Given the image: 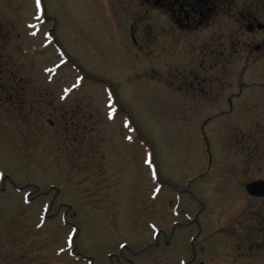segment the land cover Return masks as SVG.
Masks as SVG:
<instances>
[{
	"label": "rangeland",
	"instance_id": "obj_1",
	"mask_svg": "<svg viewBox=\"0 0 264 264\" xmlns=\"http://www.w3.org/2000/svg\"><path fill=\"white\" fill-rule=\"evenodd\" d=\"M220 1L0 0V264H264V32Z\"/></svg>",
	"mask_w": 264,
	"mask_h": 264
},
{
	"label": "flooded vegetation",
	"instance_id": "obj_2",
	"mask_svg": "<svg viewBox=\"0 0 264 264\" xmlns=\"http://www.w3.org/2000/svg\"><path fill=\"white\" fill-rule=\"evenodd\" d=\"M142 1L145 5H149L151 9L154 8L160 11L164 15L165 21L170 24L169 27H171L173 30H177L178 28L192 30L194 28H201L204 26L205 21L208 19V14H210V12L217 6L216 1L218 2L220 0ZM249 7L250 10L245 14L242 13L239 18V23H241L240 25H242L245 31H247V33L250 35L256 34L258 32H264V0H250ZM134 40L136 43H138L135 36ZM263 47L264 45H257L256 51H261ZM174 83H178L175 90H180L185 93H188L186 88L193 86V84L187 79H181V81H175ZM171 103L177 105L173 101H171Z\"/></svg>",
	"mask_w": 264,
	"mask_h": 264
},
{
	"label": "snow or ice",
	"instance_id": "obj_3",
	"mask_svg": "<svg viewBox=\"0 0 264 264\" xmlns=\"http://www.w3.org/2000/svg\"><path fill=\"white\" fill-rule=\"evenodd\" d=\"M36 7H37L38 10H40V14L42 16L44 13H43V9L41 7V0H36ZM39 18H40V16H37V19H39ZM32 27H34V26H32ZM35 34L36 33L34 32L33 35H35ZM49 42L51 43V40H49ZM64 63H66V61L62 60L61 64H58L56 67L59 68ZM47 71L52 72L53 69H47ZM83 81H84V77L83 76L77 77L76 81L72 84V86L70 88L64 89V92L68 93V92H71L73 89L79 88ZM109 108L111 109V111L108 113V117H109V119H114L115 118V113H116L117 110L111 104L109 105ZM128 126H129V124L126 122L125 123V127H128ZM128 139L131 140V137H128ZM151 157H152V154L149 153L148 154V158H146V163H148L150 168H151L152 178L153 179H158L159 173H158V170L153 166L154 165V161L152 160ZM7 178L8 177L5 175V173L0 171V187H2V182L5 181ZM155 191L157 193H159L161 191V188L157 187L155 189ZM58 194L59 193L56 192L55 195H52L51 194V190L50 191H46L44 193H38V192L37 193H32V194H29L28 196H26L24 198V203L25 204H30L33 196H37V197L40 196V195L51 196L50 202L48 204H45L44 207H43V211L50 212L52 206L55 204V196L58 195ZM56 215H59V213H57ZM38 226H41V225H38ZM152 227H153V229H155V225H153ZM77 235H78L77 229L73 228L72 231H71V234L67 238V243H68V245L70 247L74 246V237H76ZM120 247L123 248L125 246L123 244H121ZM61 251H63V249H61ZM182 264H184V262H182Z\"/></svg>",
	"mask_w": 264,
	"mask_h": 264
},
{
	"label": "water",
	"instance_id": "obj_4",
	"mask_svg": "<svg viewBox=\"0 0 264 264\" xmlns=\"http://www.w3.org/2000/svg\"><path fill=\"white\" fill-rule=\"evenodd\" d=\"M246 190L248 194L253 197H263L264 198V180H256L248 183L246 185Z\"/></svg>",
	"mask_w": 264,
	"mask_h": 264
}]
</instances>
